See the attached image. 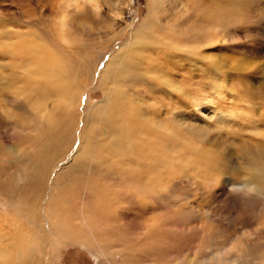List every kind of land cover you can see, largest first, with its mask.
Returning a JSON list of instances; mask_svg holds the SVG:
<instances>
[{
  "label": "rangeland",
  "instance_id": "374dc122",
  "mask_svg": "<svg viewBox=\"0 0 264 264\" xmlns=\"http://www.w3.org/2000/svg\"><path fill=\"white\" fill-rule=\"evenodd\" d=\"M158 1L0 0V264H264L243 166L264 163V0ZM48 61L71 105L60 79L36 87ZM104 86L115 110L90 114ZM40 105L63 149L26 193L16 161L51 139Z\"/></svg>",
  "mask_w": 264,
  "mask_h": 264
},
{
  "label": "bare ground",
  "instance_id": "6f19581e",
  "mask_svg": "<svg viewBox=\"0 0 264 264\" xmlns=\"http://www.w3.org/2000/svg\"><path fill=\"white\" fill-rule=\"evenodd\" d=\"M158 4H159V1L156 0L155 5H158ZM144 40H146V38L144 36L141 37V38H139L137 40L136 45L139 46L140 44H142L140 42L141 41H144ZM51 65H54V64H51V63L49 64V61H48V62H44V64L41 67H38V62H36V67H37L36 68V71H37L36 74L39 77H42L44 79L43 81L37 82L36 83V87L38 89H40L42 87V84H43V82L45 80H49V79H60V82H59L60 83V86H59L60 87V90L64 87L65 88V91H66L65 93H62V95H63V97H65L64 94H66L67 96H69V98L71 99V102H70V105H71L72 102L73 101L75 102V99H76V94H75L74 88L72 86V82H71V84L67 80L64 82V77L62 75L65 76V74H63L61 72L62 69H59V68L56 69L55 66H51ZM56 66L59 67L58 65H56ZM104 72H105V70L102 72V76L105 75ZM100 81H102V84H103L104 81L103 80H100ZM102 84H101V86H102ZM6 86L10 87L7 84H6ZM25 88L26 87H24V89ZM24 89L18 90L20 92H17L16 94L19 96V93H21V92H24L25 93V91L27 90V88L25 89V91H24ZM109 90L110 89L107 90L106 87L104 86V91H103L104 92L103 93L104 100H103V102H102L101 105L100 104L99 105H96L92 109V111H91L90 114H95V113H97V112L100 111V112L103 113V115H106V113L109 110H110V113L111 112H114L115 109L113 110L112 105H113L114 101L117 100V97H116V95L110 96V93H111L110 91L111 90L110 91ZM113 90H114V92L116 91L115 89H113ZM114 92H113V94H114ZM21 94H23V93H21ZM57 103H61V102L60 101H57ZM44 108H45L44 105H40L39 109L36 112V115L43 120V124H44V122L46 123V124H44L45 127H46L47 124L50 125L48 127V129H50V127H52L50 129L51 130V137H50L51 139L47 143L43 142V144L40 146L41 148L38 149V155L34 156L35 159H36V162L35 161H32V160H28L26 158V156H21V158L16 161V163L18 164L16 166V168L18 170H20L21 177H22V179L24 181V183L22 184V187L20 189H22L21 191L26 192V193L28 191H31V190H36L37 191V189L41 186V179H42V177L45 174V166L46 165L48 166V164H49L47 162V160H46V157H44V156L48 152H50V151H56L57 150V152H58V150L61 151L63 149V148H60L61 145H62V143H59V145H58L57 142H58L59 139H57L55 137V136H57L60 133L59 132L60 129H61L60 123H59L60 120L58 118L50 117L48 115H45L44 114ZM72 111H73L72 108L69 107L65 112L68 113V112H72ZM108 115H110V114H108ZM72 117H73L72 114H66V115H64L63 118H64V120H68V118H72ZM52 120L55 121V124L52 122ZM44 125L42 126V129L43 130L45 129L44 128ZM40 129H41V127H40ZM70 129H71V126H70ZM65 130H67V129H65ZM63 136L65 137V139L63 140V142H64L69 137V130H68V132L63 130ZM85 149H86L85 146L82 145L79 153L77 154L80 158L82 157V159L85 158L84 155H83L85 153ZM31 157L32 156H30V158ZM246 159H249V158L246 157ZM253 161H255V160L253 159ZM70 162H72V161H70ZM251 162L252 161L247 160L246 162L243 163L244 168H246L247 170H249V172L246 173L245 181L247 182V184H249L251 186V188H252V190L254 192L255 191L256 192H264V163L259 164V165L257 163L255 166H253L254 164L252 165ZM254 163H256V162H254ZM82 164L83 163L81 161H75L73 164L68 163V165L66 167H63V168H61L59 170V172L57 173V178L55 180H58V178H62L64 176H71V177L74 176L75 174L78 173V172L75 173L76 170L81 169ZM25 167H28V169L26 171L23 170ZM249 190H250V188H249ZM60 220H62V219H60ZM62 236L64 237V235H62ZM67 241H72L74 243H78L79 245L85 247L97 259V254H98L99 249H94V245L92 246V242L89 241L85 237V235H82L81 238L79 236H77V235H73Z\"/></svg>",
  "mask_w": 264,
  "mask_h": 264
}]
</instances>
